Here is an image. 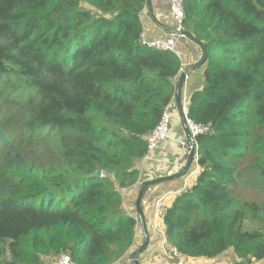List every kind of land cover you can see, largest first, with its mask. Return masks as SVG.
Returning a JSON list of instances; mask_svg holds the SVG:
<instances>
[{"label": "trees", "instance_id": "16d2710c", "mask_svg": "<svg viewBox=\"0 0 264 264\" xmlns=\"http://www.w3.org/2000/svg\"><path fill=\"white\" fill-rule=\"evenodd\" d=\"M146 5L0 0V264H116L132 249L126 194L182 68L143 44ZM184 15L207 52L188 118L209 132L199 175L163 206L166 246L263 262L264 205L238 190H264V0H184Z\"/></svg>", "mask_w": 264, "mask_h": 264}, {"label": "crops", "instance_id": "0c3cea01", "mask_svg": "<svg viewBox=\"0 0 264 264\" xmlns=\"http://www.w3.org/2000/svg\"><path fill=\"white\" fill-rule=\"evenodd\" d=\"M141 20L144 26V37L147 41H155L168 37L174 30L175 22L171 16L167 0H150V8H146L141 14ZM179 58L181 60V72L175 81V88L180 80L182 70L188 71L185 84L181 93V104L190 97V95L203 88L205 66L195 69L196 64L202 61L203 53L201 49L191 40L186 38L179 39ZM177 104V101H176ZM178 109V106H177ZM173 123V130L178 138L187 136L186 128L180 118L179 112ZM161 153L162 156L170 160L168 165H162L156 161V157L161 155L155 153L154 159L144 161L140 166L141 174L136 186L128 190L126 194V210L138 221L136 241L129 253L116 264H132L131 255L139 250L145 243V234L141 226L138 215L137 200L140 193V187L144 182L156 180L159 178H169L166 181L148 186L141 202V210L144 216L146 229L149 236V244L146 250L139 255L140 264H243V260L236 257L232 252H227L215 259L205 258H184L176 254L174 250L168 248L165 244V238L158 228V209L161 204L167 203L173 196L186 190L194 181L197 174L190 176V172L198 168V164L193 161L191 170L183 177L174 178L186 166L189 159V151L181 149L175 143L165 142ZM196 157V155H195ZM254 264H264L257 262Z\"/></svg>", "mask_w": 264, "mask_h": 264}, {"label": "built area", "instance_id": "2783aa9c", "mask_svg": "<svg viewBox=\"0 0 264 264\" xmlns=\"http://www.w3.org/2000/svg\"><path fill=\"white\" fill-rule=\"evenodd\" d=\"M170 8L171 16L175 22L174 30L173 32L164 39H159L155 41H147L145 40V37L143 35V44L147 47H150L155 50L169 52L173 55H176L179 57V39L183 38L181 32L184 31V0H167ZM176 94V90H175ZM189 99V98H188ZM188 99H186L182 104V111L184 114L186 127L188 131V136L183 138H174L171 137V122H172V114L174 111L178 112L177 104H176V96L172 98L171 102L166 107L161 121L158 124L157 128L152 132V134L149 136L148 139V151L147 155L144 159V161H150L155 160L154 155L155 153L159 152L161 155L156 157V161L162 165H168L171 163L170 160H166L167 157L162 156L163 153H161L164 148L165 142H171L178 145L181 149H188V147H195L196 148V157L194 158L195 162L197 163L198 155H197V138L202 135H206L209 132V128L202 125L197 124L193 122L191 119L188 118ZM199 168V167H198ZM190 176H193L194 174L199 175V170H192L190 173ZM164 204L160 205V208L158 209V228L160 229L162 236L165 238L162 230L164 228L163 221L161 219L162 211H163ZM166 244V239H165ZM47 264H77L71 260L69 256L63 255L55 259L53 262L47 263Z\"/></svg>", "mask_w": 264, "mask_h": 264}, {"label": "water", "instance_id": "95a60500", "mask_svg": "<svg viewBox=\"0 0 264 264\" xmlns=\"http://www.w3.org/2000/svg\"><path fill=\"white\" fill-rule=\"evenodd\" d=\"M147 6L148 8H150V0H147ZM184 38L188 39V40H191L192 42H194L196 45H198V47L201 49L202 53H203V59L201 62H199L198 64H196V66L194 67L195 69L199 68V67H202L203 65H205L206 61H207V52H206V48L204 46V44L200 41H198L193 35H191L190 33L188 32H181V34ZM188 74V71H184L182 70V74L180 76V80L177 84V87H176V101H177V106H178V112H179V115H180V118L182 120V123L184 125V127L186 128V132H187V136H188V131H187V127H186V122H185V118H184V114H183V111H182V104H181V93H182V89H183V86L185 84V80H186V76ZM189 151V159H188V162L186 164V166L184 167V169L178 174L176 175L174 178H180V177H183L185 176L191 169L192 167V164H193V161H194V158H195V154H196V148L195 147H188L187 149ZM95 177H101L102 176V173L100 171L96 172L94 174ZM169 178H159V179H156V180H152V181H147V182H144L142 184V186L140 187V193L138 195V200H137V208H138V215H139V219L141 221V226L144 230V234H145V243L143 244V246L135 251L132 255H131V263L132 264H140L139 263V255L147 249L148 247V244H149V236H148V232H147V229H146V224H145V220H144V216H143V213H142V210H141V202H142V199H143V196L144 194L146 193V190H147V187L150 186V185H153V184H156V183H160V182H163V181H166L168 180Z\"/></svg>", "mask_w": 264, "mask_h": 264}, {"label": "rangeland", "instance_id": "374dc122", "mask_svg": "<svg viewBox=\"0 0 264 264\" xmlns=\"http://www.w3.org/2000/svg\"><path fill=\"white\" fill-rule=\"evenodd\" d=\"M178 113L177 111H174L172 114V122H171V137L177 138V134L173 130V123L174 120L177 118ZM198 155V154H197ZM242 190H244V193H242ZM241 194H243L246 198L259 202L260 204L264 205V190L261 188L253 189L249 185H241V188L238 190Z\"/></svg>", "mask_w": 264, "mask_h": 264}, {"label": "bare ground", "instance_id": "6f19581e", "mask_svg": "<svg viewBox=\"0 0 264 264\" xmlns=\"http://www.w3.org/2000/svg\"><path fill=\"white\" fill-rule=\"evenodd\" d=\"M198 152V151H197Z\"/></svg>", "mask_w": 264, "mask_h": 264}]
</instances>
